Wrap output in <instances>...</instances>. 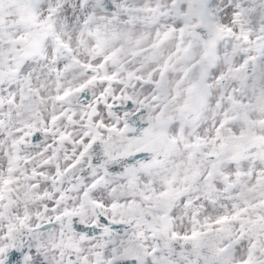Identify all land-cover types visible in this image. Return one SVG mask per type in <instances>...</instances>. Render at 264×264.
<instances>
[{
  "label": "snow or ice",
  "instance_id": "obj_1",
  "mask_svg": "<svg viewBox=\"0 0 264 264\" xmlns=\"http://www.w3.org/2000/svg\"><path fill=\"white\" fill-rule=\"evenodd\" d=\"M0 264H264V0H0Z\"/></svg>",
  "mask_w": 264,
  "mask_h": 264
}]
</instances>
